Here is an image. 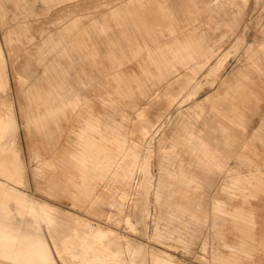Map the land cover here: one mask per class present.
<instances>
[{
    "label": "rangeland",
    "instance_id": "1",
    "mask_svg": "<svg viewBox=\"0 0 264 264\" xmlns=\"http://www.w3.org/2000/svg\"><path fill=\"white\" fill-rule=\"evenodd\" d=\"M125 1L0 0V81L8 78L0 102L11 104L15 114L4 111L17 119L15 131L0 129V152L14 142L25 166L23 222L33 221L28 231L41 233L28 239L52 246L59 264L66 261L61 255L94 256L95 242L106 264H245L251 255L244 243L227 245L223 234L253 228L249 200L264 195V0H196L192 58L184 51L133 53L109 17ZM101 23L115 44L101 34ZM190 28L180 34L182 42ZM92 35L106 39V90L77 98L67 85L60 146L89 118L98 127L90 136L103 160L95 171L84 163V180L76 176L71 187L75 195H49L47 179L35 175L38 162L20 107L34 83L43 91L61 73L69 84L74 69L68 64L79 46L74 39ZM150 43L177 41L164 32ZM118 46L131 59L120 68L109 56L115 48L119 56ZM116 71L122 79L113 77ZM95 101L100 113L90 108ZM232 148L242 150L237 164L229 163ZM107 156L114 158L109 167ZM251 173L257 179L234 187L239 174Z\"/></svg>",
    "mask_w": 264,
    "mask_h": 264
},
{
    "label": "crops",
    "instance_id": "2",
    "mask_svg": "<svg viewBox=\"0 0 264 264\" xmlns=\"http://www.w3.org/2000/svg\"><path fill=\"white\" fill-rule=\"evenodd\" d=\"M196 3V0H182L178 6H175L171 0H128L114 7L109 17L115 21L116 26L120 27L119 33L133 50V53H139L142 50H147L148 54L156 51L164 53L165 50H170L173 53L184 51L185 56L192 58L191 53L195 50V46L189 39L195 38L197 35L196 28L192 27L193 22L196 20L194 14L198 9ZM106 21L108 20L106 19ZM101 26L100 32L106 34L108 43L110 45L115 44L112 35L108 32L110 28H103L106 25H102V23ZM186 27L192 29L190 28L191 30L187 34L188 39L182 42L180 34L184 29H187ZM84 31L87 32L88 30ZM97 31L99 32L98 28ZM164 32L174 36L177 44L170 45L166 43L153 48L150 42H155ZM87 37L74 39L79 46H76L75 54H73L74 58L68 64V67L74 69L71 70L72 72L70 71V78L67 80L69 84L66 83V77L61 73L56 79L49 80L43 91L39 89L41 88L39 84L34 83L25 89L27 102L23 104L22 101L20 107L31 140L28 148L33 158L38 162L35 167V175L47 179L48 185L43 191L49 195L57 191L75 195L71 188L76 185L73 182L75 177L69 175L72 169L69 167L68 157L74 156L76 160H79V163L76 164L79 167L81 178L84 171L87 172V168L84 169L83 166L84 157L91 168L95 163H99L100 167L101 160H103L96 146L95 141L97 138L90 136V132L97 130L98 127L89 118L83 119L77 130L70 129L75 133V139L70 137V142L66 146H60V138L64 129L62 123L64 120H68L67 108L64 107L69 101L68 92H71L68 86L75 87L76 93H79L76 95L77 98L82 97L85 93V97L90 99L91 96H100L99 93L106 90L104 86L108 68H110L106 55V39L101 35H92L90 40L86 39ZM120 42L123 43L121 38ZM260 47L262 46L260 45ZM117 48L120 52L119 56L115 52L117 51L116 48L109 50L111 51L109 56L112 59L111 64L120 68L131 59L127 57L124 49L120 46ZM225 62L226 55L219 60L216 68H221ZM139 64L140 69L144 71L143 65ZM123 74L121 71H116L113 77L122 79ZM130 76L134 77L135 74L131 73ZM6 85L8 86V78L4 77L2 91L7 90ZM64 85H68L67 88ZM95 102L90 108L92 112L100 113L98 108H101V106L97 101ZM0 107L8 109L9 113H14L11 104L0 102ZM110 142L111 140L108 139V149L110 148ZM13 143L9 147L10 151L8 150L0 161L2 163V166H0V264H59L52 246L45 243L35 245L26 241L28 236L36 233L29 232L23 222V219H26V217H23V193L26 192L21 189V186H25L26 183L25 166L19 150ZM236 144L237 139L235 138L232 145L235 146ZM58 148H61V150L59 151ZM257 149L259 150V148ZM241 151L237 152L233 148L230 149L232 156H234L231 157V153H229L231 157L230 164L238 163L236 158L240 156ZM44 153H54V155L47 158ZM108 157L110 156L106 157V167L114 163V158ZM42 159H45L46 162L44 163ZM45 166H47V169L50 168L47 173H44L43 170ZM258 166L262 167L260 162ZM92 169L95 171L97 168ZM240 170L251 171L254 169L250 170L243 167ZM260 170H258L259 173ZM260 175L263 176V173H260ZM122 178H124V175ZM252 179H257V176L253 173L239 174L238 179L236 181L233 179L232 182L237 189H243L245 185L250 184ZM249 203L254 222L253 228L244 229L242 232L229 228L223 235L226 236L227 245L239 246L244 243L245 252L251 255L245 264H264V195H257L249 200ZM238 215L242 214L239 213ZM36 235H41V233ZM95 243L94 256L90 253L91 251H88L77 256L61 255V258L66 259L65 264H106V252L102 255V246L97 242ZM86 246L92 250V241L90 240ZM217 258H219V255L214 256V259Z\"/></svg>",
    "mask_w": 264,
    "mask_h": 264
},
{
    "label": "bare ground",
    "instance_id": "3",
    "mask_svg": "<svg viewBox=\"0 0 264 264\" xmlns=\"http://www.w3.org/2000/svg\"><path fill=\"white\" fill-rule=\"evenodd\" d=\"M3 64V63H2ZM3 67V66H1ZM2 72V71H1ZM5 73V72H4ZM5 76V75H4ZM7 76V75H6ZM7 78V77H6ZM2 81H0V87L2 86ZM10 116L6 111H4V109H1L0 108V129L3 131H7V132H12L13 130L15 131V127L17 128V119L16 117H12ZM12 119V120H11ZM27 122V121H26ZM13 135V134H12ZM4 139V138H3ZM39 147V146H38ZM10 151V149H7L6 148H3V151L0 152V161L1 159L6 155V152L7 151ZM43 153V151H41ZM45 154V153H44ZM43 158V157H42ZM69 159V167L72 169V171L69 172V175L70 176H73V177H80V170H79V167L76 163H79V160H76V157L72 156V157H68ZM84 163H86V158L84 157ZM42 161L45 163L46 160L45 159H42ZM52 162V161H51ZM71 164V165H70ZM83 165V164H82ZM0 166H2V163L0 162ZM50 168L47 169V166L44 167V173H47V170H49ZM77 169V171H76ZM77 172V174L75 173ZM84 177H85V172L83 173V180H84ZM73 200V199H72ZM34 205H39V204H34ZM26 227H29V228H33V221H30V222H26ZM27 243H30V244H37V241H35L34 238H31V239H28L27 238Z\"/></svg>",
    "mask_w": 264,
    "mask_h": 264
}]
</instances>
